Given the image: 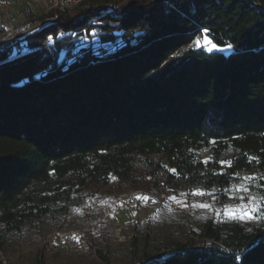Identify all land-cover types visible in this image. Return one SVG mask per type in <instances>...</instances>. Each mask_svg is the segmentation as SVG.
Wrapping results in <instances>:
<instances>
[{
  "label": "trees",
  "instance_id": "trees-1",
  "mask_svg": "<svg viewBox=\"0 0 264 264\" xmlns=\"http://www.w3.org/2000/svg\"><path fill=\"white\" fill-rule=\"evenodd\" d=\"M44 19L0 47L8 231L115 184L264 187V0H85ZM204 231L133 264H264V220Z\"/></svg>",
  "mask_w": 264,
  "mask_h": 264
},
{
  "label": "rangeland",
  "instance_id": "rangeland-1",
  "mask_svg": "<svg viewBox=\"0 0 264 264\" xmlns=\"http://www.w3.org/2000/svg\"><path fill=\"white\" fill-rule=\"evenodd\" d=\"M4 10L15 13L19 35L12 38L8 26L0 23V47L53 20L38 21L51 8L33 0H1L0 13ZM202 43L210 50H230V46H217L206 37ZM241 183L247 185L251 195L264 196L258 178L236 185ZM234 186L222 192L202 190L204 195H196V190L175 193L171 188L149 183L115 184L72 193L64 201L65 209L54 217L29 220L16 231H8L0 224L1 264H133L146 253L154 258L166 255L179 242L211 240L202 234L212 219L236 218L248 226L264 220V200L259 199L254 218L229 214L226 206L252 203L249 191ZM132 201L134 205L129 206ZM201 204L210 207L197 206ZM65 234L72 236L76 244H65Z\"/></svg>",
  "mask_w": 264,
  "mask_h": 264
},
{
  "label": "built area",
  "instance_id": "built-area-1",
  "mask_svg": "<svg viewBox=\"0 0 264 264\" xmlns=\"http://www.w3.org/2000/svg\"><path fill=\"white\" fill-rule=\"evenodd\" d=\"M33 1L39 4L46 5L51 9L58 8L60 10H65V9H73L76 6L82 4L85 0H33ZM14 21H15V13L12 10H4L0 18V23L2 25L8 26V31L10 32V35H12V38H15L19 35L17 34V25L15 24ZM133 205H134V201L130 202L129 206H133ZM63 240L65 244H67L68 246H73L76 244V241L69 234H65Z\"/></svg>",
  "mask_w": 264,
  "mask_h": 264
},
{
  "label": "snow or ice",
  "instance_id": "snow-or-ice-1",
  "mask_svg": "<svg viewBox=\"0 0 264 264\" xmlns=\"http://www.w3.org/2000/svg\"><path fill=\"white\" fill-rule=\"evenodd\" d=\"M225 163H230V162L226 161ZM249 179H251V177H247V176L241 177L242 181L243 180H249ZM234 188H238L240 191H249V195H250V199H251L252 203L250 205L249 204H245L243 206L237 205L235 207L226 206V210L233 217L249 218V219L254 218L253 212L259 210V205L256 203V201L258 199L264 200V196L258 197V196L251 195L250 190L248 189L247 185H245L244 183H241L240 185H236V186H234ZM195 194L196 195H204L205 193L202 190H196ZM197 206H199V207H210V205H208V204H201V205H197ZM238 208L240 209L239 212L237 211Z\"/></svg>",
  "mask_w": 264,
  "mask_h": 264
},
{
  "label": "crops",
  "instance_id": "crops-1",
  "mask_svg": "<svg viewBox=\"0 0 264 264\" xmlns=\"http://www.w3.org/2000/svg\"><path fill=\"white\" fill-rule=\"evenodd\" d=\"M1 14H2V13H0V16H2ZM0 18H1V17H0Z\"/></svg>",
  "mask_w": 264,
  "mask_h": 264
}]
</instances>
